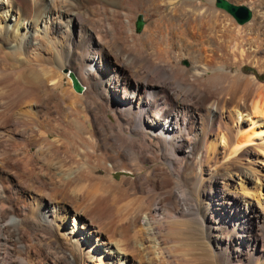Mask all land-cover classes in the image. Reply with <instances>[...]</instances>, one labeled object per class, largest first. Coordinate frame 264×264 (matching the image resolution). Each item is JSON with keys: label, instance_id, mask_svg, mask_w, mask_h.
<instances>
[{"label": "bare ground", "instance_id": "bare-ground-1", "mask_svg": "<svg viewBox=\"0 0 264 264\" xmlns=\"http://www.w3.org/2000/svg\"><path fill=\"white\" fill-rule=\"evenodd\" d=\"M29 1L0 0V83L21 93L29 147L27 164L0 162V264H264V184L255 161L239 165L264 157V84L225 78L220 35L238 34L232 21L198 0H84L102 8L98 21L83 0ZM133 12L154 18L139 35ZM257 19L264 27V11ZM249 41L233 60L260 67ZM136 42L137 54L123 46ZM62 69L80 93L62 89Z\"/></svg>", "mask_w": 264, "mask_h": 264}, {"label": "rangeland", "instance_id": "rangeland-1", "mask_svg": "<svg viewBox=\"0 0 264 264\" xmlns=\"http://www.w3.org/2000/svg\"><path fill=\"white\" fill-rule=\"evenodd\" d=\"M30 1H29V3H30ZM68 1L69 2L72 1V3H76V0H71V1L68 0ZM198 1H200L201 4L204 5L203 7L206 10V13H205L206 16L208 15L207 12H209L210 10L214 11V13L216 14V19H220L221 21H223V20L229 21L230 20V21H232V24H233L234 28H236L235 30L236 31L238 30L237 31L238 34H236L234 36L235 33H233L231 37L226 36L227 38H229V39L226 38V40L224 38L225 35L224 36L220 35V40H221V42L223 41L222 44L223 43L224 44H223V47H222V50H221L222 52L220 51V54H218V57H219V60H220V64H221L223 73L226 74L225 78H229V81L230 80H235L236 82H240L242 80H246L244 77H250V76L252 77L253 76L254 79L258 83L264 84V27H261V26L258 27V26L254 25L255 21L258 20L257 18H258L259 12L264 11V0H226V1L230 2V3H232V4H235V5H238V4L245 5L251 10V12L253 14L252 18H251V20L248 23L244 24L243 26H238L233 21V19H231V17L228 14H226L223 10L216 8L214 6V0H198ZM84 2L85 1L83 0V3ZM86 5H87V8H88L87 12H85L86 10L84 8H82V10H84V12L86 14L87 13L91 14L92 17H93L92 19H94L95 21H98V19H104L103 10H102L101 7H99V5L95 4L93 1L91 3H88V1H86L85 2V6ZM138 7L139 6H137V9H138L137 11L140 10ZM91 15H90V17H91ZM137 16H141V15H136L135 12H133L131 14V16H130V20H132L131 22H132L133 34H135V35H139V33L141 34V32L144 30V28L150 22H152L154 20L153 16H148L146 18L142 16L141 20H142L143 25H142L141 31L136 33L134 31V23H135V20H136ZM51 19H53V18H51ZM20 31L22 32V34L24 33L23 29H21ZM50 36L53 37V38L56 37L55 39L58 40V36L57 35L51 34ZM1 37L2 36H0V38ZM233 37H234V39H233ZM27 38H29V35H26V39ZM247 38H249V40H251V42L250 41L249 42L251 43V45H253L252 47L255 46V47L259 48V49L257 48L256 54L258 55V57H256V58L260 57V59H262L261 60L262 63H261L260 67L256 66V65H253L250 62H248V63L245 62V63L239 64L236 60L235 61L233 60V55L237 54V49H239V47H242V46L244 47L245 46L243 44L246 42V41L244 42V40L247 39ZM225 42H227V43H225ZM50 45L51 44L47 43V45L45 46L46 49L48 47H50ZM124 45H127L126 49L128 48L129 51H131L132 53L137 54L138 48H139V45L137 44V42L135 44L133 43V45L130 44V43H124L123 46ZM129 45H130V47H128ZM124 49H125V47H124ZM28 55H29V53H28ZM181 63L185 67L189 66V61H187V60H183ZM0 71H1V69H0ZM10 72L12 73L11 77H10V80L14 81V79H15L14 82L16 84V78L20 74L19 73L20 71L17 68V66H13L12 68H10ZM61 72L60 73L64 74V76L67 75L66 78H64L62 80V89L68 88V85L70 84L69 75L71 74V75L74 76V74L73 73H69L67 70H63V69L61 70ZM239 75H241V76H239ZM0 78H1V72H0ZM81 87L83 88L82 85H81ZM2 91H3L2 90V84L0 83V109L2 110V108L5 107L8 110L9 106H10V108L7 111V115H5L3 117L0 116V162L2 163V161H3L2 164H4V166H6V164L8 163V164H10V167L14 168L15 167L14 166L15 161H18V163H21L20 162L21 159L23 160L22 162L24 164H27L26 162H24V156L26 155V150L29 148L28 146H25V143L22 140V135H21L22 134V128H20L19 125H18V124H22V125L24 124V122L22 123L23 119H19V118H22V115L19 112L20 108H16V104H15V103H17L16 102L17 100L18 101L20 100L19 98H21V93L19 92V89L17 88V85H14V87L10 91H8V95L3 94ZM57 91H61V89H59ZM222 96H224V95H222ZM118 100L119 99L114 98L113 102L111 101L110 103L113 104V105L114 104L115 105H119L120 104L119 103L120 100L119 101ZM241 101L243 102V100H241ZM241 101L238 102L239 103V107H240L241 111H246L245 105L250 102V99H247L244 102V105L241 104L242 103ZM11 103H12V105H11ZM11 106L13 107L12 109H11ZM26 108L23 107V110H25ZM114 110H113V108L111 109V107H109L107 109V111H106V114L112 120H113ZM212 110H214V107H212ZM221 111H222L221 112V114H222L221 119H223V117L227 116L229 109L224 108ZM8 115H10V116H8ZM6 116H7V118H6ZM18 120H20V121H19V123L16 124V121L18 122ZM231 124L232 123L230 122V125ZM242 126H245V124H242ZM35 151H36V149H30L29 150V154L30 153H34ZM251 161H255L256 162V165L254 166V171H255V173H257V175H259L261 177V182H263L262 184H264V157L261 154H259L258 152H254L253 154L250 155V158H242L239 161L240 162L239 165L249 164V162H251ZM220 162L223 163L221 160H220ZM1 163H0V165H1ZM218 164L217 163L216 164L212 163L211 166H210V164H208V167H205V172H208V173H210L212 175V177H210V180H209L210 183L209 182L207 183V188L208 189L209 188L211 189V187H213V186L215 187V182H214V178H213L214 174L213 173H215L217 171L216 169H218V168H215V165L217 166ZM145 166L150 167L151 165L145 164ZM2 167L3 166H1L0 168H2ZM206 169H207V171H206ZM2 170H7V168H4ZM226 173H227V171H226ZM112 176H113L114 179L120 180L122 177H126V176L129 177L130 175L128 173L117 171V172L113 173ZM0 182H2L3 184L7 183L5 181V179H4V177H3V173L2 172H0ZM248 187L251 188L252 185L248 184ZM190 190H192V189L189 187V194L192 196V194H194V192L190 191ZM261 193L264 194V188L261 190ZM129 197L130 198H128V199H131V200H133L135 198V197H132V196H129ZM194 197H196V196H194ZM260 198H262L261 200L263 201L264 197L260 196ZM201 199L204 201V203H210L212 198H210L209 194H206ZM250 199L252 200V202L256 203V198H250ZM73 224H75V222L73 221L72 216H68V218L66 219V221L64 223V229H66V230L70 229V227ZM117 239H118V237H117ZM239 248H240V250L241 249L243 250L244 249V245L240 244ZM189 256H190V254H188L187 257H189ZM43 258H44L43 255H40V257H38V259H43ZM100 258L96 257L93 260L85 259L84 261H85V264H117V261L113 262V261L109 260V258H104V257H100ZM161 264H163V263H161Z\"/></svg>", "mask_w": 264, "mask_h": 264}, {"label": "water", "instance_id": "water-1", "mask_svg": "<svg viewBox=\"0 0 264 264\" xmlns=\"http://www.w3.org/2000/svg\"><path fill=\"white\" fill-rule=\"evenodd\" d=\"M214 6L228 14L237 25H243L251 18V13L245 5H235L226 0H214ZM142 25L143 23L140 16H137L134 23V31L138 33L141 30ZM69 79L72 90L75 93H80L82 88L77 80L71 74L69 75Z\"/></svg>", "mask_w": 264, "mask_h": 264}]
</instances>
